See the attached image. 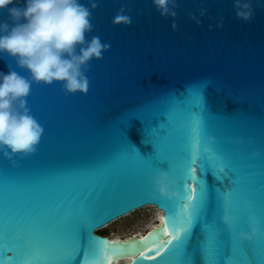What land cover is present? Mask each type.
I'll return each instance as SVG.
<instances>
[{
  "label": "water",
  "instance_id": "1",
  "mask_svg": "<svg viewBox=\"0 0 264 264\" xmlns=\"http://www.w3.org/2000/svg\"><path fill=\"white\" fill-rule=\"evenodd\" d=\"M247 2L244 20L234 0H175L174 17L152 0H79L85 40L109 45L81 66L86 92L32 82L0 53V73L29 79L25 106L44 130L34 153L0 148V264H81L89 240L106 245L103 264L129 242L97 230L147 205L162 211L156 245L125 264H264V0ZM24 3L0 9V23ZM121 9L130 24H113ZM160 171L178 196L155 190ZM187 195L182 233L173 216ZM252 217L257 232L241 239Z\"/></svg>",
  "mask_w": 264,
  "mask_h": 264
},
{
  "label": "clouds",
  "instance_id": "2",
  "mask_svg": "<svg viewBox=\"0 0 264 264\" xmlns=\"http://www.w3.org/2000/svg\"><path fill=\"white\" fill-rule=\"evenodd\" d=\"M14 0H0V9L12 5ZM161 16H175V0H152ZM238 18L247 20L252 15L251 4L245 0H234ZM97 4L92 2L91 8ZM11 25L0 23V53L13 57L17 66L30 73L32 82L50 84L63 82L66 93L86 92L88 80L81 71L92 58H102V52L109 45L102 44L99 37L85 40V34L92 30L89 7L79 0H25L23 7L7 9ZM122 9L113 18V24L128 25L131 18L122 15ZM175 28V24L172 25ZM79 48L78 45H85ZM30 93V81L9 70L0 73V148L5 157L10 153L28 155L36 151L43 133L42 126L29 114L26 97ZM179 129V126H178ZM214 138L208 137L209 141ZM10 150V151H9ZM253 155H258L254 152ZM155 190L161 197L172 199L179 193L170 188L173 183L168 173L160 171L153 180ZM224 223L229 217H221ZM250 232L240 231L241 239L251 240L257 232L256 218L249 221Z\"/></svg>",
  "mask_w": 264,
  "mask_h": 264
},
{
  "label": "bare ground",
  "instance_id": "3",
  "mask_svg": "<svg viewBox=\"0 0 264 264\" xmlns=\"http://www.w3.org/2000/svg\"><path fill=\"white\" fill-rule=\"evenodd\" d=\"M149 206H152V205H149ZM161 214H162V211L155 207V212L151 217L152 219L151 221H149V223L146 224L147 226L144 230H138L135 233L123 234V235H115V236L108 235L107 236L108 239L111 240L110 245H117V244H121L125 242H129V243H128L127 252L118 253V254H114L110 256L103 254V257H102L103 264H125L129 261V258L132 255H134L135 252L141 251L142 249H145L150 246H155L156 244L153 245L154 231L157 227H159V221L161 220ZM110 223L104 225L103 227L99 229H103L107 227ZM161 235L163 236L166 234H161ZM169 235L170 234H167L166 236H169ZM162 239H164V237ZM137 242L140 243V246H136Z\"/></svg>",
  "mask_w": 264,
  "mask_h": 264
},
{
  "label": "rangeland",
  "instance_id": "4",
  "mask_svg": "<svg viewBox=\"0 0 264 264\" xmlns=\"http://www.w3.org/2000/svg\"><path fill=\"white\" fill-rule=\"evenodd\" d=\"M154 212L155 207L153 205L143 206L112 221L107 227L97 231L109 236L135 233L138 230H144L146 228V224L151 221Z\"/></svg>",
  "mask_w": 264,
  "mask_h": 264
},
{
  "label": "snow or ice",
  "instance_id": "5",
  "mask_svg": "<svg viewBox=\"0 0 264 264\" xmlns=\"http://www.w3.org/2000/svg\"><path fill=\"white\" fill-rule=\"evenodd\" d=\"M191 172L195 176L197 174V169L195 168V170H193V167H191ZM186 188H188V183L186 184ZM186 199L189 201V203L186 204L187 210H185L183 212V215H180V213L177 212L173 216V219L177 220L180 223V225H181L180 228L182 229V233H184V231H185V227H184L185 221H187L190 218V206H191V202L193 201L194 198L192 196L187 195ZM182 235H180V236H182ZM105 246L106 245L96 243L92 240H89V242L86 245H82L77 252V255H82L81 264H101L98 257L100 255L102 249ZM9 251L12 253V256L9 257V260H11V259H13V254H14L15 250L14 249L6 250V252H9ZM140 255L142 256L143 253H140Z\"/></svg>",
  "mask_w": 264,
  "mask_h": 264
},
{
  "label": "trees",
  "instance_id": "6",
  "mask_svg": "<svg viewBox=\"0 0 264 264\" xmlns=\"http://www.w3.org/2000/svg\"><path fill=\"white\" fill-rule=\"evenodd\" d=\"M103 234H105V233H103Z\"/></svg>",
  "mask_w": 264,
  "mask_h": 264
}]
</instances>
